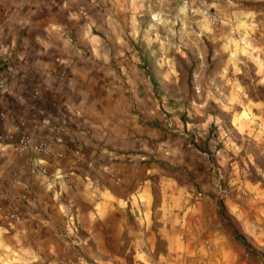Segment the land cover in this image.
<instances>
[{
  "label": "crops",
  "instance_id": "0c3cea01",
  "mask_svg": "<svg viewBox=\"0 0 264 264\" xmlns=\"http://www.w3.org/2000/svg\"><path fill=\"white\" fill-rule=\"evenodd\" d=\"M242 1L264 2H212L222 23L218 52L226 55L223 104L243 106L232 113L240 131L253 123L245 119L251 105L239 76L244 58L264 84L262 11L239 6ZM143 7L142 0H0V264H118L130 215L157 233L154 179L173 185L176 163L158 161L145 139L162 122L160 105L152 88L143 87L140 52L125 40L141 33ZM79 34L106 37L108 47H74ZM110 43L133 50L136 59L110 62ZM102 51L108 61L96 60ZM205 107L191 111L205 115ZM19 125L50 151L17 152ZM33 156L63 177L47 184L32 170ZM138 235L134 243L141 242ZM171 256L182 257L169 252L164 259Z\"/></svg>",
  "mask_w": 264,
  "mask_h": 264
},
{
  "label": "rangeland",
  "instance_id": "374dc122",
  "mask_svg": "<svg viewBox=\"0 0 264 264\" xmlns=\"http://www.w3.org/2000/svg\"><path fill=\"white\" fill-rule=\"evenodd\" d=\"M142 2V31L136 37H125L126 47L140 52L137 59L141 61L143 87L152 88L160 105L162 122L158 121L157 127L151 125L152 133L145 139L154 144L158 161H175L170 170L176 181L171 185L164 178L154 179L157 233L146 229L144 222L143 228L139 227L130 215L125 259L117 262L264 264V106H260L264 105V94L259 89L264 84L258 82L256 65L247 58L241 64L239 76L250 98L246 102L251 105L245 119L253 123L240 131L232 122V113L243 106L236 104L228 110L223 104L228 85H223L220 73L226 55L218 52L221 41L215 35L222 27L221 20L212 26L200 14L196 0ZM212 2L208 0L216 11ZM246 3H256L257 8ZM239 4L262 11L264 24V2ZM234 34L239 36L237 31ZM92 37L79 34L74 47H108L106 37L94 41ZM110 47V62L136 59L133 50L124 52V45L113 47L110 43ZM101 55L96 60L105 61L107 51ZM127 72L133 74L129 68ZM252 101L258 106H252ZM204 103L205 115L192 113V108ZM186 121L195 125L187 126ZM221 205L225 207L223 217ZM134 232L140 234L141 242L134 243ZM236 232L244 236L249 249L237 240ZM169 252L182 257L165 260Z\"/></svg>",
  "mask_w": 264,
  "mask_h": 264
},
{
  "label": "built area",
  "instance_id": "2783aa9c",
  "mask_svg": "<svg viewBox=\"0 0 264 264\" xmlns=\"http://www.w3.org/2000/svg\"><path fill=\"white\" fill-rule=\"evenodd\" d=\"M200 14L212 25L218 26L220 18L216 11L209 6L208 0H196ZM14 137V148L21 154L33 153L44 154L50 151L48 144L44 141H36L29 133L23 131L19 126L16 127ZM31 167L35 173L44 176L47 179V184L52 183L55 178L63 177L62 174L52 173L49 168L43 164L38 156H33ZM10 217H17L14 214Z\"/></svg>",
  "mask_w": 264,
  "mask_h": 264
},
{
  "label": "trees",
  "instance_id": "16d2710c",
  "mask_svg": "<svg viewBox=\"0 0 264 264\" xmlns=\"http://www.w3.org/2000/svg\"><path fill=\"white\" fill-rule=\"evenodd\" d=\"M246 6L247 7H252V8H257V4L256 3H254V4H252V3H246ZM145 64H147V63H145ZM147 69H148L149 72H151V70L149 69V66H147ZM150 75H151V77H152V79H153V81L155 83V87L157 89V83H156V81L154 79V75L152 73ZM257 79H258V76H257ZM259 89L264 94V85H262L261 87H259ZM224 214H225V207H224V205H221V207H220V215L223 217ZM235 237L237 238V240H239L240 242H242L248 249L250 248L249 247V243L247 242V240L244 238L243 235H241L240 233L236 232L235 233Z\"/></svg>",
  "mask_w": 264,
  "mask_h": 264
}]
</instances>
